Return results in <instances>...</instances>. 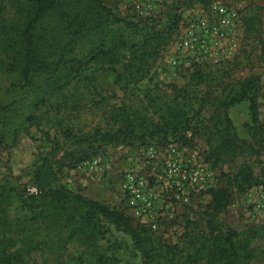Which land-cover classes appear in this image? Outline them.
<instances>
[{
	"label": "trees",
	"instance_id": "16d2710c",
	"mask_svg": "<svg viewBox=\"0 0 264 264\" xmlns=\"http://www.w3.org/2000/svg\"><path fill=\"white\" fill-rule=\"evenodd\" d=\"M214 1L179 0L176 9L196 4L208 7ZM7 7L12 18L0 24V47L10 57L8 69L19 73L20 86L27 87L36 75L44 78L42 96L34 101L36 106L60 93L74 73L93 62H105L108 70L127 84L142 81L162 56L181 19L176 12L164 26L154 20H135L120 15L108 0H0V15ZM252 10L245 20L246 29L260 33L262 7L252 5ZM81 43L88 45L87 53L77 57ZM260 84V77L251 75L229 86L221 77L196 65L185 84L172 85L167 98L159 102L155 96L151 98L153 112L123 103L110 112V128L72 135L78 147L61 157H57L59 142L50 150L39 149L31 163V183L37 193L19 192L11 178L20 179L22 173H15L10 166L0 183V264H36L35 251H53L69 243L82 246L94 264H120V259L100 243L106 224L131 238L143 264H178L183 252L182 264H264L258 261L264 251L258 252L251 245L250 236L231 228L218 229L217 219L233 202L234 189L245 192L256 181L246 161L236 172L223 174L228 186L212 185L204 190L210 198L208 231H197V222L188 219L183 234L186 245L167 240L119 207L60 183L64 168L76 167L107 145L139 148L152 141L167 144L172 141L170 137H179L183 146L202 149L205 160L214 167L258 156L264 152V133L259 134L258 144L240 137L229 109L249 101L252 120L258 122L256 92ZM9 112L10 105L0 102L2 124ZM14 200L20 202L25 217L10 216Z\"/></svg>",
	"mask_w": 264,
	"mask_h": 264
},
{
	"label": "rangeland",
	"instance_id": "374dc122",
	"mask_svg": "<svg viewBox=\"0 0 264 264\" xmlns=\"http://www.w3.org/2000/svg\"><path fill=\"white\" fill-rule=\"evenodd\" d=\"M178 1L108 0L120 15L135 20L146 19L150 23L154 20L159 26H164L171 14H181L178 28L162 56L149 75L138 83L127 84L125 80L117 79L105 62H93L74 73L60 93L36 106L34 101L36 96H42L44 78L36 75L27 87L20 86L19 73L8 69L10 57L0 47V102L10 105L3 124L0 121V183L11 166L15 173H22L20 179L11 178V182L19 192L26 194L33 186L31 163L39 149L50 150L59 142L57 157H61L65 151L78 147L72 135L110 128V112L123 103L153 112L151 98L155 96L157 102L167 98L172 85L185 84L196 65L221 77L229 86L251 75L260 77V88L256 92L258 122L252 120L249 101H242L229 109L239 136L258 144L259 134L264 133V0H215L208 7L196 4L176 9ZM252 5L262 7L260 33H249L245 26L246 17L253 12ZM10 18L12 11L7 7L0 15V24L9 23ZM87 47V44H79L75 55L83 57ZM14 132H17L16 137ZM170 138L171 142L182 144L179 137ZM15 142L19 144L8 149ZM194 150L201 152L198 153L205 160L202 149ZM137 154L136 147L123 144L104 146L91 157L98 160L97 168L83 167L84 160L90 159L86 158L74 168H64L60 183L129 213L118 184L124 157H137ZM244 161L251 164L256 181L245 192L234 189L233 202L217 219L218 229L231 228L242 236H250L251 245L260 252L264 251V152L221 166L214 167L206 162L214 177L213 185L222 187L229 184L223 174L236 172ZM209 199L208 194L201 191L188 204H178L175 219L162 220L157 233L173 243L186 245L183 234L188 219L197 222V231L207 232ZM20 205L14 200L9 209L12 218L25 217ZM104 229L105 237L100 243L108 253L120 259V264H143L128 235L113 225L106 224ZM185 254L182 253L178 264L183 263ZM33 259L36 264H94L93 258L77 243L53 251L37 250ZM262 259L264 257L259 256L258 261L264 263Z\"/></svg>",
	"mask_w": 264,
	"mask_h": 264
},
{
	"label": "built area",
	"instance_id": "2783aa9c",
	"mask_svg": "<svg viewBox=\"0 0 264 264\" xmlns=\"http://www.w3.org/2000/svg\"><path fill=\"white\" fill-rule=\"evenodd\" d=\"M137 155L124 157L118 189L129 214L154 231L160 229L162 220L175 219L178 204H188L213 185L208 163L182 144L152 141L140 146ZM98 164L97 159L90 158L82 166L94 170ZM28 192L38 190L33 185Z\"/></svg>",
	"mask_w": 264,
	"mask_h": 264
}]
</instances>
